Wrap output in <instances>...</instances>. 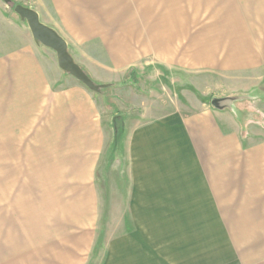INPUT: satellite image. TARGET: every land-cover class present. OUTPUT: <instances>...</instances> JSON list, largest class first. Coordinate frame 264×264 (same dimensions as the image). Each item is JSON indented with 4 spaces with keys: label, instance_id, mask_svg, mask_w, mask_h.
I'll return each instance as SVG.
<instances>
[{
    "label": "rangeland",
    "instance_id": "1",
    "mask_svg": "<svg viewBox=\"0 0 264 264\" xmlns=\"http://www.w3.org/2000/svg\"><path fill=\"white\" fill-rule=\"evenodd\" d=\"M50 1L0 0L9 38L0 39V51L32 36L14 5L35 11L65 41L71 60L100 83L98 92L90 89L31 37L43 65L60 76L53 88L88 92L111 140L91 187H79L60 157L49 155L48 133L35 136L49 131L47 104L0 98V259L34 252L54 264H112L111 243L122 223L113 221V197L126 188L121 144L131 119L145 109L209 107L221 113L222 130L242 133L243 147L264 144V0H70L77 4L69 11ZM120 39L134 41L141 55L132 76L102 63ZM57 107L53 118L62 112Z\"/></svg>",
    "mask_w": 264,
    "mask_h": 264
},
{
    "label": "crops",
    "instance_id": "2",
    "mask_svg": "<svg viewBox=\"0 0 264 264\" xmlns=\"http://www.w3.org/2000/svg\"><path fill=\"white\" fill-rule=\"evenodd\" d=\"M50 2L68 11L77 4ZM0 22V39H7ZM31 37L0 51V98L47 104L49 131L35 136L48 133L49 155L60 157L71 182L80 179L74 181L89 189L111 137L88 92L76 86L53 88L60 76L43 65ZM110 49L102 63L125 70L124 75L141 58L131 39L115 41ZM57 106L62 112L53 118ZM219 114L209 107L145 109L128 122L121 144L126 188L113 197V221L122 223L111 243L112 264H264V144L243 147L242 133L222 130ZM29 195L36 196L34 191ZM15 253L0 264L55 263L36 259L34 252Z\"/></svg>",
    "mask_w": 264,
    "mask_h": 264
},
{
    "label": "water",
    "instance_id": "3",
    "mask_svg": "<svg viewBox=\"0 0 264 264\" xmlns=\"http://www.w3.org/2000/svg\"><path fill=\"white\" fill-rule=\"evenodd\" d=\"M4 1L9 2V0ZM13 10L20 16L22 20L26 22L34 41L53 49L56 52L57 60L63 68H66L67 71H70L90 89H99V86L96 85L81 70V68L71 60L66 51L65 41L53 29L42 24L39 21L38 15L35 11L20 4H15Z\"/></svg>",
    "mask_w": 264,
    "mask_h": 264
},
{
    "label": "trees",
    "instance_id": "4",
    "mask_svg": "<svg viewBox=\"0 0 264 264\" xmlns=\"http://www.w3.org/2000/svg\"><path fill=\"white\" fill-rule=\"evenodd\" d=\"M82 69V68H81ZM133 70L131 69L130 71H129V73L128 74H130L131 76H132V74L131 73H133L132 72ZM83 72H84V70H83ZM93 81V80H92ZM95 84H100V83H97V82H95V81H93ZM95 92H98V90H96ZM119 138H121V136L119 135ZM113 144V143H112Z\"/></svg>",
    "mask_w": 264,
    "mask_h": 264
}]
</instances>
